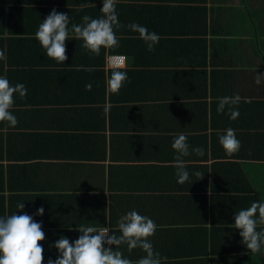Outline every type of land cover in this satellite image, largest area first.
I'll use <instances>...</instances> for the list:
<instances>
[{"label": "crops", "instance_id": "1", "mask_svg": "<svg viewBox=\"0 0 264 264\" xmlns=\"http://www.w3.org/2000/svg\"><path fill=\"white\" fill-rule=\"evenodd\" d=\"M85 2L3 0L5 17L0 20L3 25L0 51L4 53L5 61L0 66V76L6 77L13 86L23 84L27 95L20 98L14 94L11 112L18 124L11 127L7 122H0V153L4 155L1 161L4 175L0 184L73 187L56 194L35 192V200H22L31 193L7 191L6 202L9 195L20 196V200L12 201L17 207L14 213L30 216L35 213L37 217H85L92 211V201L87 197L90 192L85 187L102 183L88 175L90 168L87 166L96 163L87 161L86 156L103 150L108 154L114 139L116 153L153 152L162 148L154 143L156 137L162 135L167 137L164 145L167 153L175 152L172 142L181 133L187 136L190 151L203 148V143L210 152L221 148L218 140L210 147L211 133L223 135L225 130L175 129L159 133L143 129L157 118L152 111L157 95L167 97V111L162 113L167 128H180L189 121H214L235 130L241 144L236 153L264 155V80L259 85L255 83L257 74L264 75V0H118L116 13L122 27L115 29V34L119 46L101 48L98 56H103L105 62L100 68L85 65L88 59L97 55L84 49L83 41L74 39L71 34V25L82 24L83 16L99 18L102 15V0H89L95 7L82 9ZM53 9L70 18L69 40L65 42L68 59L64 64L47 57L35 38L40 23ZM133 23L164 37L159 39L154 51H148L139 34L131 31L128 25ZM165 40L167 45L162 42ZM121 55L127 58L128 79L114 94L107 86L111 74L110 58ZM165 63L167 66H160ZM89 83L105 90V116L100 114V120L105 121V131L88 128L93 117L90 109L95 104L103 105L101 101L93 102L86 92ZM63 90L69 93L62 96L60 91ZM210 92L214 96H210ZM193 94L202 96L191 97ZM236 95L241 97L239 105L234 106L240 113L238 119H230L227 108L224 113H217L219 97ZM246 98L250 102H245ZM190 105L194 108H189ZM113 109L114 114L110 117ZM109 122H114L118 128L129 129L110 131L107 129ZM43 154L73 155L74 158L19 161L7 156ZM41 163L71 165L70 177L43 178L38 174L40 169L44 170L37 166ZM237 163L235 170H244L245 174L230 178L234 184H254L258 180L255 174L264 172V162ZM103 164L106 173L110 163L105 161ZM187 165L209 167L210 162ZM257 166L261 167L254 169ZM104 180V185L109 184L107 178ZM20 203H24L22 210L18 208ZM135 205L122 203L120 209L113 208L114 215L123 216L132 210L139 214L144 212ZM41 207L43 216L36 214ZM108 210L107 202V216ZM206 212L207 216L234 217L238 211L233 207L226 210L208 207ZM42 230L45 233V240L41 242L43 264L58 258V250L54 247L57 240L66 237L74 242L80 235L77 229ZM110 230L120 234L117 228ZM126 248L124 245L120 249Z\"/></svg>", "mask_w": 264, "mask_h": 264}, {"label": "trees", "instance_id": "2", "mask_svg": "<svg viewBox=\"0 0 264 264\" xmlns=\"http://www.w3.org/2000/svg\"><path fill=\"white\" fill-rule=\"evenodd\" d=\"M3 0H0V20L4 15L2 7ZM1 22V21H0ZM3 25L0 24V34ZM164 38V37H160ZM167 38V37H165ZM166 43L167 40L162 41ZM4 58H0V66L4 65ZM8 64L12 65L10 59ZM103 56H93L85 62L95 68L104 66ZM82 64V62H80ZM69 64L68 62L66 63ZM167 66V63L160 66ZM93 102L101 101L103 105L95 104L90 111L92 112V121L89 129L93 131H102L106 129L105 121L100 120V114L105 116V90L92 86L91 90H86ZM166 92V91H158ZM69 91H60L62 96H66ZM200 94H193L191 97H201ZM210 96H214L210 92ZM189 97V96H188ZM110 98V94H109ZM156 104L152 106V111L156 113L150 126L143 128L146 130L164 133L167 130H210L224 131L227 126H220L214 121L199 122L189 121L183 123L180 128H167V120L162 113L167 111V97L162 94L155 98ZM189 108H194L190 105ZM115 109L110 110L109 116L112 117ZM161 115V116H160ZM107 129L115 131L119 129L125 131L129 128H118L114 122L107 123ZM210 147L219 141L222 134L211 133ZM116 140H113L108 154L102 152L91 153L86 156L91 164L89 176L92 179L100 180L98 185L85 187L90 194L87 196L92 201V211L85 217H37L32 215L34 222L40 223L42 229H79L82 225L95 227L117 228V222L121 216L114 215V207L121 208L122 203L137 204L139 210L144 212L141 215L152 219L157 225L155 234L149 238L154 251L160 254L162 264H264L261 253L264 252V246L260 253L253 254L242 243L239 231L232 226L234 217L226 216H207L208 207L228 209L233 207L236 211L250 207L253 202H264V172L259 171L255 177H258L254 184H234L229 181L234 176H244V170H235L240 162H264V155L258 153L228 155L223 147L210 152L207 144L203 143L204 156H198L195 153L184 157L186 170L189 172V180L184 184L177 182L176 167L174 165L176 152L167 153L164 145L167 144L165 135L158 136L155 139L157 150L150 153H116L114 149ZM143 142H140L142 144ZM191 152V151H190ZM15 160H44L52 159H71L73 155H24L11 157ZM4 155L0 153V178L4 175L3 161ZM109 161L107 172L105 173L104 162ZM210 162V166L187 165ZM38 174L43 178L70 177V167L68 164L56 165L53 163H41ZM261 167V166H259ZM258 166L254 169H258ZM210 168V170H209ZM34 171V170H33ZM256 171V170H255ZM200 172L201 176L194 173ZM36 174L34 173L33 176ZM25 177L27 175H24ZM262 177V178H261ZM105 178L108 183L104 185ZM203 178V179H202ZM202 179V180H201ZM120 182H122L120 184ZM73 189V187H61L54 185L45 186H4L0 184V217H7L16 214L12 201L20 200V196L9 195L5 201V193L8 191L31 193L22 200H35V192L51 191L56 194L58 191ZM107 192V194L105 193ZM109 210L106 215V203ZM98 203H102L99 205ZM136 206V205H135ZM134 206V207H135ZM34 211V208H32ZM167 211V213H166ZM17 215V214H16ZM264 229V226H258L257 230ZM167 239V241H166ZM115 247V246H114ZM121 250V249H120ZM124 256L133 262L138 261L146 255L142 249L136 248L129 251L127 248L121 250Z\"/></svg>", "mask_w": 264, "mask_h": 264}, {"label": "clouds", "instance_id": "3", "mask_svg": "<svg viewBox=\"0 0 264 264\" xmlns=\"http://www.w3.org/2000/svg\"><path fill=\"white\" fill-rule=\"evenodd\" d=\"M117 3L118 0H102L100 10L102 15L99 18L85 15L82 18V24L71 25L72 37L83 41L82 47L92 54L98 56L101 48L110 49L119 46L115 29L122 25L116 13ZM87 7H95V4L86 0L81 8ZM69 24L68 15L53 9L40 23L35 33V38L46 51L47 57L57 63L64 64L68 59L65 42L69 40ZM128 27L139 34V38L147 45L148 51L155 50V45L160 39L155 32H149L146 27L135 23ZM3 56L4 53L0 51V58ZM126 59L122 55L110 58L111 74L107 79V86L114 94L119 92L128 79ZM262 80L264 75L257 74L255 83L259 85ZM91 88L90 83L86 85V90L90 91ZM14 94L24 98L27 95V89L23 84L13 86L6 77L0 76V122H7L11 127L18 124L16 116L11 112L15 102ZM240 102L239 95L219 97L216 111L224 113L227 108L230 119L236 120L240 113L234 106L239 105ZM245 102L250 100L246 98ZM219 143L228 155L238 152L241 147L232 128L225 130L219 137ZM172 148L176 152L174 165L177 169V182L182 185L189 180L184 157L192 153L204 156V149L196 147L190 152L187 136L183 133L174 138ZM194 174L201 176L200 172ZM18 208L22 210L24 203L18 204ZM36 214L43 216V207L38 209ZM232 226L239 231L242 243L248 251L253 254L260 253L264 246V229L258 231L257 228L264 226V202H253L250 207L236 212ZM117 229L119 235L108 227L82 225L77 229L80 235L74 242H70L66 237L56 241L54 247L58 250V258L54 261L49 259L48 264H133V261L126 258L120 250L124 245L129 251L140 248L146 254L135 264H162L160 254L154 251L149 239L157 229L152 219L132 210L119 218ZM44 240L45 233L42 225L34 222L32 216L12 214L0 217V264H43L44 249L41 242Z\"/></svg>", "mask_w": 264, "mask_h": 264}, {"label": "rangeland", "instance_id": "4", "mask_svg": "<svg viewBox=\"0 0 264 264\" xmlns=\"http://www.w3.org/2000/svg\"><path fill=\"white\" fill-rule=\"evenodd\" d=\"M261 257H262V259L264 260V253L262 254V256H261Z\"/></svg>", "mask_w": 264, "mask_h": 264}]
</instances>
